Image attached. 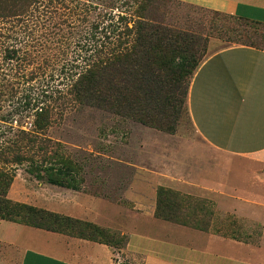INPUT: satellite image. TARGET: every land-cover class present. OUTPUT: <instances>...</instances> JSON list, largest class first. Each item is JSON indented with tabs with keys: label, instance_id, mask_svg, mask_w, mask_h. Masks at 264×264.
<instances>
[{
	"label": "rangeland",
	"instance_id": "rangeland-1",
	"mask_svg": "<svg viewBox=\"0 0 264 264\" xmlns=\"http://www.w3.org/2000/svg\"><path fill=\"white\" fill-rule=\"evenodd\" d=\"M63 1L66 7L55 4L57 10L40 11L24 23H3V26L0 23L5 33L0 36V146L17 138L19 129L33 135L36 109L48 106L50 123L44 131L36 133L34 146L41 145L42 139H51L58 153L75 163L71 178L76 188L37 179L27 172L29 161L24 160L14 168L7 196L63 217L94 224L103 231L92 234L94 239L120 247L125 241V234L121 232L125 215L134 206L126 193L134 181L148 182L151 194L143 192L141 202L149 205L151 200L153 202L154 187L151 171H162L172 177L170 179L182 178L203 167L212 169L224 165L228 159L216 153L196 133L184 97L169 131L75 103L69 89L87 57L80 44L89 22L97 13H120L133 18V13H138L153 19L155 25L200 35L206 40L197 54L198 66L210 53L229 45L264 48V24L234 16L212 17L206 8L177 0ZM83 5L86 7L78 8ZM5 47L15 48L19 60H8ZM35 147L26 154L35 160L42 155L48 157V151L44 154ZM241 165L257 166L259 172H264V161L260 159L234 164ZM158 184L154 201L162 213L181 223L223 234L239 232L237 217L220 211L212 200ZM159 187L168 192L158 194ZM58 227L59 233L75 237L89 233L80 230L81 225L76 222ZM0 231H4L2 226Z\"/></svg>",
	"mask_w": 264,
	"mask_h": 264
},
{
	"label": "crops",
	"instance_id": "crops-1",
	"mask_svg": "<svg viewBox=\"0 0 264 264\" xmlns=\"http://www.w3.org/2000/svg\"><path fill=\"white\" fill-rule=\"evenodd\" d=\"M177 1L264 24V0ZM186 99L196 133L227 163L174 179L151 171L149 205L141 202L143 192L151 194L148 182L134 181L120 247L0 219V264H264V172L234 166L264 161V48L234 44L210 53L191 77ZM156 184L212 200L237 217L239 232L155 215Z\"/></svg>",
	"mask_w": 264,
	"mask_h": 264
},
{
	"label": "trees",
	"instance_id": "trees-1",
	"mask_svg": "<svg viewBox=\"0 0 264 264\" xmlns=\"http://www.w3.org/2000/svg\"><path fill=\"white\" fill-rule=\"evenodd\" d=\"M55 4L66 7L63 0H0L1 26L3 23H24L40 11H55L58 9ZM85 7L78 6L79 9ZM208 10L212 17L223 15L241 19L237 15ZM133 15L134 18L120 13H97L89 22L80 44L87 57L70 84L69 94L81 106L110 111L143 125L169 131L176 109L182 104L183 97H187L190 78L198 67L197 54L206 39L195 33L155 25L153 19L138 13ZM66 26L72 25L66 23ZM4 35L0 29V36ZM4 51L8 60H19L15 48L5 47ZM1 92L0 84V96ZM50 119V108L38 107L32 121L34 134L19 129L17 138L0 146V219L55 232H59L60 224L76 222L81 225L80 230L89 231L88 234L79 233L81 238L97 241L92 234L103 231L96 225L63 217L7 196L15 175L14 168L24 160L29 161L27 172L37 179L60 187L76 188L71 178L75 163L58 153V147H54L55 143L49 138L34 146L36 133L44 131ZM34 147L44 154L48 151V157L42 155L41 159L35 160L28 156L26 152ZM162 192L168 190L159 187L157 193ZM155 215L177 221L159 211L157 205Z\"/></svg>",
	"mask_w": 264,
	"mask_h": 264
}]
</instances>
